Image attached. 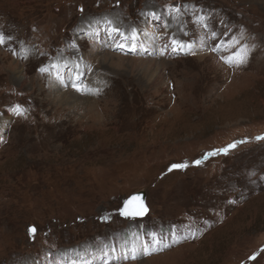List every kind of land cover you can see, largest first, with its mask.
I'll use <instances>...</instances> for the list:
<instances>
[{"label":"rangeland","instance_id":"374dc122","mask_svg":"<svg viewBox=\"0 0 264 264\" xmlns=\"http://www.w3.org/2000/svg\"><path fill=\"white\" fill-rule=\"evenodd\" d=\"M182 2L0 0V31L17 38L18 52L21 44L31 50L25 60L0 49V264H72L101 241L117 242L119 255V244L139 247L152 233L172 246L134 264H264V142L255 140L264 135V0H199L256 37L249 62L231 69L206 50L160 56L144 35L159 28L145 11ZM94 18L141 29L139 50L106 46L103 27L93 24L79 40L93 92L41 76L42 63L63 64L61 51L75 59L66 45ZM16 104L27 119L6 112ZM242 139L249 142L192 166ZM184 162L187 169L168 172ZM137 192L147 216L99 221Z\"/></svg>","mask_w":264,"mask_h":264},{"label":"snow or ice","instance_id":"6c2138e0","mask_svg":"<svg viewBox=\"0 0 264 264\" xmlns=\"http://www.w3.org/2000/svg\"><path fill=\"white\" fill-rule=\"evenodd\" d=\"M119 6V0H117ZM81 14L85 13L83 6L79 7ZM148 21H158L159 28L157 33H144L146 36L159 44L157 49L160 56L169 54H183L195 56L198 52H205L212 55L216 62L229 69L240 68L246 65L251 57L252 52L257 47L256 37L247 32L242 26L239 29H233L227 21L218 19L214 11L206 10L205 6L199 4V0H184L182 3H172L165 5L159 10H147L143 13ZM187 18V19H185ZM169 20L176 21L175 28ZM100 25L103 27L106 36V46H114L115 50L126 52H137L141 46L140 40L141 29L133 26L130 30L118 26L111 18L92 19L86 22L81 28L80 33L66 45L68 57H75L74 60L64 58L63 51L60 56L63 64L57 60H52L47 64L42 63L37 71L41 76H47L52 83L57 86L70 88L80 94H91L93 90L87 87L83 81V77L87 72L92 71L91 67L85 65L84 71L80 69V61L84 60L81 56L79 43L80 37L87 34V28L91 25ZM189 25L192 27L190 28ZM163 29V31H159ZM35 31V29H33ZM199 42L200 48L196 44ZM20 43L16 37L0 31V49H7L13 56L20 59H29L31 50L20 45V52L17 51L16 45ZM23 53L22 55L20 53ZM42 57H46V53H38ZM67 70V74L65 73ZM6 112H11L16 117L27 119L28 110L20 104H16ZM5 113H0L4 115ZM257 142H264V135L255 137ZM247 139L233 141L222 148H216L202 155L201 158L192 162V166H200L205 160L219 155H228L230 151L237 149L241 144L248 143ZM190 165L187 162L173 163L169 166L168 172L173 170H184ZM257 179H264L258 177ZM149 213V209L142 202V197L131 196L124 200L122 205L108 212L106 215L98 217L101 223H110L114 216L123 218L124 220L137 221L143 219ZM37 228L31 226L28 229V236L33 241L36 238ZM47 235V234H46ZM172 235L167 240H172ZM195 239L193 234L191 237ZM137 239H139L137 237ZM183 239H188L187 236ZM173 243H179L174 240ZM172 246L166 242V238L159 233H152L146 239L139 242V247L128 245L125 241L119 244L120 254L118 252V243L99 242L95 248H89L86 257H82L79 261H73L72 264H134V262L142 259V257L150 256L156 252L164 251ZM71 251V250H69ZM264 253V249L261 250ZM257 256L254 254L249 260L255 261ZM47 259L54 261L52 252L49 251ZM39 264V262H36ZM58 264V262H57Z\"/></svg>","mask_w":264,"mask_h":264},{"label":"water","instance_id":"95a60500","mask_svg":"<svg viewBox=\"0 0 264 264\" xmlns=\"http://www.w3.org/2000/svg\"><path fill=\"white\" fill-rule=\"evenodd\" d=\"M131 196H140L142 197V202L145 203V193L144 192H137V193H133L131 194L128 198H130ZM127 198V199H128ZM126 200V199H125ZM124 202V201H123ZM122 202V203H123ZM146 204V203H145Z\"/></svg>","mask_w":264,"mask_h":264}]
</instances>
